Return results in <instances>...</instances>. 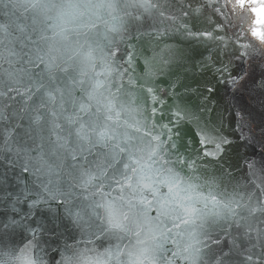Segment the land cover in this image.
Here are the masks:
<instances>
[{"label": "snow or ice", "instance_id": "1", "mask_svg": "<svg viewBox=\"0 0 264 264\" xmlns=\"http://www.w3.org/2000/svg\"><path fill=\"white\" fill-rule=\"evenodd\" d=\"M225 7L0 0V264H264V181L245 161L251 189L228 191L224 166L254 137L216 96L247 86L234 60L256 51L221 58ZM169 28L211 54L165 43L134 75L137 43Z\"/></svg>", "mask_w": 264, "mask_h": 264}, {"label": "water", "instance_id": "2", "mask_svg": "<svg viewBox=\"0 0 264 264\" xmlns=\"http://www.w3.org/2000/svg\"><path fill=\"white\" fill-rule=\"evenodd\" d=\"M166 2H171V0H166ZM221 2H227V7L222 9L224 14L212 16L213 21L222 25V34L225 36V42L229 45L228 49L221 52V58H226L225 51L229 57H232V41L239 40L241 43H249L254 45L256 49L254 52L249 49L250 55L248 58L234 60L237 72L246 71L248 73L247 86L236 92L220 87V92L216 96V100L221 105L228 102L230 105L235 106L237 111L246 114L247 121L252 125L254 138L249 141L245 148L240 150L239 156L230 154L227 163L224 165L225 168H228L229 165L234 166L231 168L234 179L228 184V191H232L233 187L239 185L237 190L246 192L251 189L250 177H252V173L246 169L245 161L254 162L253 171L259 177L256 182L264 181V131H260L264 128V91L255 88V82L264 75V45H261L255 37L246 31L245 17L241 11L242 6L238 5L236 0H221ZM165 43L182 48L188 56L196 61L207 59L211 54L198 44L185 39L182 34L176 33L174 29L169 28L168 35L161 38L159 42L146 37L137 43V58L133 74L143 75L144 59L158 54L163 55L161 49ZM124 47V45H121L122 50ZM236 47L238 48L239 45ZM215 51L216 49L213 48L212 53ZM236 55H239V53L237 52ZM156 82L162 89L160 96L166 100L168 84L164 83L163 79H158ZM48 259L52 264L53 261L59 260V256L54 250H50Z\"/></svg>", "mask_w": 264, "mask_h": 264}, {"label": "flooded vegetation", "instance_id": "3", "mask_svg": "<svg viewBox=\"0 0 264 264\" xmlns=\"http://www.w3.org/2000/svg\"><path fill=\"white\" fill-rule=\"evenodd\" d=\"M262 7H264V0H244L241 11L245 17V29L250 34L252 33L253 29H255L257 32H264V14L257 15V12L253 11V9L260 10Z\"/></svg>", "mask_w": 264, "mask_h": 264}]
</instances>
